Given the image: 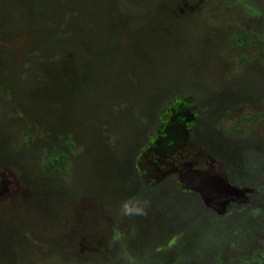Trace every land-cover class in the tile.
Masks as SVG:
<instances>
[{"label": "trees", "instance_id": "trees-1", "mask_svg": "<svg viewBox=\"0 0 264 264\" xmlns=\"http://www.w3.org/2000/svg\"><path fill=\"white\" fill-rule=\"evenodd\" d=\"M44 1L40 0L37 6L31 8L32 13L40 10L38 24L49 17V10L43 7ZM88 1L97 8L105 0H86ZM169 1L163 0L167 12ZM204 1L179 0L180 4L195 5ZM238 1L241 11L247 16V20L242 21L243 30L238 32V38L246 42L263 39L264 13L257 10L255 4H250L249 0ZM74 2V6L71 5V13L56 14L57 20L51 21L53 31L60 30L66 16L67 20H70L80 14V10L76 9V2L77 7L84 4L78 0ZM137 3L138 0H108V13L105 17L109 30H102L103 37L106 35L109 40L112 38L116 41L125 32L133 35L130 26L137 20ZM215 8H218L217 4ZM7 11L6 0H0V15L6 14ZM203 13L201 12L200 16ZM184 15L180 9L176 12L181 25L198 21ZM203 15L206 17V14ZM85 21L87 24L90 20L86 18L84 23ZM90 25L91 29L82 26L81 30L94 34L98 25L96 22L95 25ZM48 26H51L50 22ZM171 32L174 33L172 27L166 26L165 39L168 44L167 51L170 52L173 48ZM19 37L7 39L0 27V45L6 42L14 44ZM188 38L190 46L185 51V58L195 64V68H212L214 72L209 73L208 77L206 75L191 81L190 83L194 84L192 91L175 92L173 87L166 88L148 105L147 113L127 106L124 101L128 109L124 111L134 114L133 128L137 143H133L134 146L128 154H125L126 148L121 152L124 157L127 155L121 165L105 162L95 165V158H103L105 154L110 153L107 152L104 129L107 127L105 122H109V114L118 113L117 103L114 102L113 108L109 107L107 100V103L104 100L96 103L95 130L85 129L84 121H73L70 118L66 121L62 118L49 120L42 107L45 100L36 96L40 92L37 91L39 81L30 79L33 60L38 59L37 56L43 57L48 46L43 48V51L33 48L28 40L27 45L31 48L23 55L0 46V67H3V62L5 70L14 67L12 72L0 75V101L8 98L14 105L13 108L11 104L9 107L0 105V121L5 119L9 111H20L33 128L47 131L50 139L54 141L53 154H47L41 163L36 154L29 158L24 151L14 149L9 128L0 126V167L12 170L29 192L26 201L19 199L15 202H0V248L14 244V248L27 249L31 254L34 253L32 249H35L52 257L51 264H61L58 258L62 257L66 259L64 264H205L216 256L217 246L223 250L230 248L232 242L249 239L253 232L264 233V138L257 132H244L247 127L256 125L260 119L254 118L253 115L241 117L233 122L232 130L228 131L222 127L225 119L240 108L256 107L264 101V48L258 52L257 63H262L260 67L258 64L256 66L258 75L250 77V69L243 64L238 65L236 74L231 73L229 69L226 50L235 36L229 35L227 30H199L194 36L188 35ZM191 50L196 52L198 58L190 57ZM79 62L82 63L81 70L87 77L78 80L76 89H81L80 84L84 81H93L90 75L96 70L97 61L88 58ZM139 64L141 65L137 69L144 72L145 67L140 61ZM105 68L102 66V69ZM106 74L107 72L96 74L100 79L98 84L104 88L107 87L104 83ZM121 76L126 78L127 85L132 87L136 84L135 80L140 79L138 71ZM73 82H76L75 79H69V83ZM121 85L122 83L117 85L116 89ZM42 91V94L53 102L59 103L62 100L59 96L50 98L47 87ZM182 97L190 98L198 108L188 139L223 167L231 183L253 190L245 199L232 203L224 215H218L205 207L198 194L182 190L173 179H165L155 186H147L138 172L137 159L148 146L149 132L159 125L158 114ZM68 99H71V96ZM146 105L144 104V108ZM96 135L100 142L95 141ZM62 138L69 141L70 138L75 139L70 143L68 155L79 144L84 149L83 139L88 138L86 143L91 147L87 146L85 150L92 149V153H87V157H92L94 161L85 163L83 159L76 162L74 158L70 159V155L68 156L63 148H59ZM95 144L97 147L93 152ZM37 163L41 165L40 169ZM80 172L81 182L86 180L87 186L77 189L72 183L79 180ZM69 187H74L76 194L67 189ZM80 199H89L110 208L115 215V229L109 240V249H105L107 244L96 248L95 242H90L88 246L83 245L84 251L81 252L80 258L72 259L60 236L68 228L69 206ZM125 203L132 209L130 213L126 214L123 207ZM233 238L237 239L233 241ZM142 247L145 250H142ZM13 255L19 258L18 255ZM261 256L259 257L264 262V253H261Z\"/></svg>", "mask_w": 264, "mask_h": 264}, {"label": "rangeland", "instance_id": "rangeland-1", "mask_svg": "<svg viewBox=\"0 0 264 264\" xmlns=\"http://www.w3.org/2000/svg\"><path fill=\"white\" fill-rule=\"evenodd\" d=\"M39 1L6 0L8 11L6 14L0 15L1 30L7 39L14 36L20 37L16 39L14 44L6 42L0 46L6 49L10 48L15 53L18 52L22 55L25 51L30 50L31 46L43 51V48L48 46L43 53V57L37 56L38 59L33 60L34 65L30 79L39 81L37 91L40 92L36 96L45 100L42 107L49 120L62 118L66 121L67 118H70L73 121H84L85 129L95 130L96 103L101 100L107 103V100L110 103V108L114 107V102L117 103L118 113H114L116 115L109 114V122L108 124L105 122L107 127L104 129L107 137L105 138L107 140V152L110 153L105 154L103 158H95V165L104 162L121 165L127 157V155L124 157L121 152H124L126 148L127 152L125 154H128L134 146L133 143L136 142L133 128L134 114L133 112L124 111L128 110L126 104L142 113H147L148 105L166 88L173 87L175 92L192 91L194 90V84L190 83L191 81L206 75L208 77L209 73L214 72L212 68H195V64L185 58L187 55H185V51L190 46L188 35L194 36L199 30H227L229 35L235 36L234 41L226 50V59L230 63L231 73L236 74L238 65L243 64L250 69V77L258 75L256 72L257 62H259L258 52L264 48V38L252 39L247 42L238 38V32L243 30L242 21L247 20L246 13L243 10L241 11V4L238 0H205L204 3L199 5L180 4L179 0H170L168 12L165 11L163 0H138L136 4L137 20L130 26L133 35L125 32L116 41H113L112 38L109 40L106 35L105 37L102 35V30H109L105 17L108 13V7H106L108 0L102 1L103 4L97 8L91 1L78 0L84 4L77 7L76 2V9L80 10V14L75 15L70 20H67L66 16L61 27H56L60 29L59 31H53L54 27L51 21L57 20V13L64 15L71 13V5L74 6L76 0H45L43 7H47L49 10V17L47 20L43 19L41 24H38L40 10L31 12L32 6H37ZM214 2H217L218 8H215L216 4ZM249 3L255 4L256 9L264 13V0H249ZM179 9L182 10L183 14L198 19V21L196 23L192 22L190 25H181L176 16ZM201 12H204L203 14H206V17H203V14V16H200ZM185 15L184 17H186ZM262 17L264 23V15ZM86 18L90 20L87 24V20L84 23ZM49 22L51 23L50 27L48 26ZM95 22L98 25V30L94 34L81 30L82 26L91 29L90 23L95 25ZM166 26L172 27L174 30V33L171 32L173 40L171 52L167 51ZM28 40H30L31 46L27 45ZM98 54L99 56H97ZM53 55H56V57ZM190 57L193 59L198 58L194 50L190 51ZM88 58L91 61H97L96 70L90 75L93 81H84L80 84L82 88L76 89L75 86L79 85L78 80L87 77L81 70L82 63L79 60L83 61ZM139 61L145 67V73L137 69L141 65ZM261 65L262 63L258 64L259 67ZM2 66L0 67V75L8 74L9 71L14 70V67L5 70L4 62ZM102 66L106 68L102 69ZM136 71L140 74L139 81L136 79V84L133 87L127 85L126 78L121 75L124 73L135 74ZM103 72H107L104 81L107 86L105 88L98 84L100 79L96 75ZM68 78L75 79L76 82L69 83ZM41 80L45 82L41 83ZM121 83L122 85L117 90V85ZM46 87L50 98L59 96L62 100L57 103L47 99L42 94V89ZM69 96H71V99H68ZM263 103L264 101L256 107L240 108L225 119L222 127L230 131L234 121L241 117L253 115L254 118H258L260 121L254 126L247 127L244 132H257L260 137L264 138ZM10 104L13 108L14 105L8 98L0 101V105L3 106L7 105L9 107ZM144 104H147L145 108ZM170 105L174 106L171 114L168 112ZM197 109L194 101L182 97L162 110V113L160 112L161 116L160 113L158 114L160 124L148 134L153 138L152 142L154 141L151 151H156L158 145L162 144V140L166 138L169 131V122L173 121L172 114H177L176 120L178 119L177 123L180 124H175V127L177 132L182 133V139H180V144L176 148L181 150L178 156L183 155L182 151L184 149L187 152L184 155L185 159L192 156H206L202 150L189 142L188 139V129L191 127L189 122L198 114ZM112 118L115 119L112 120ZM5 119L0 121V126L9 128L10 140L14 149L24 151L29 158L36 154L41 163H43L42 159L47 154H53L52 144L54 141L50 139L48 132L40 128H33L32 124L27 123L28 121L20 111H9ZM162 129L163 132H161ZM97 135L95 141H99ZM70 139L69 141L62 138L59 145V148H63L67 155L71 141L75 140L74 138ZM87 140L88 138L83 139L84 149L81 144L76 146V149L69 154L70 156L68 155L70 159L74 158L75 162L78 159H83L85 163L94 161L92 157L91 159L87 157V153H92V149L85 150L87 146L91 147L88 145L89 143H86ZM98 145L102 146L100 143ZM96 147L95 144L93 152H95ZM170 151L172 152L171 149ZM139 157L137 159V169L141 179H146L151 172L150 164L147 162L149 157L146 154ZM198 160L200 161V159ZM204 163L207 165V169L211 167V164H214L215 167L221 168L224 173L223 167L213 160L210 159ZM37 167L40 169L41 165L37 163ZM0 174H5L7 179L13 182L11 191L3 197L2 201L8 203L19 199L21 201L28 199L29 192L19 182L17 175L12 170L0 167ZM81 175L80 172L79 180L72 183V186L77 189L87 186L86 180L81 182ZM173 180L177 183L175 177ZM158 183L153 181L152 186ZM74 187L67 189L75 192ZM180 188L184 190L182 187ZM69 207L67 212L69 216V220L67 219L68 228L60 236L63 245L69 248H66V251L70 252L69 256L72 259L80 258L81 252L84 251L83 245L88 246L90 242H95L96 248H101L107 244L105 249H109V240H111L112 231L115 229L113 211L89 199H80ZM237 238H233V241ZM229 247L221 250L217 246L216 256L205 264H264L260 259L262 257L261 253H264V233L261 231L253 232L249 239L245 241L232 242ZM32 250H34V253L31 254V251L27 249L14 248V244L0 248V264L52 263V257L46 256L38 250ZM142 250H145L144 247H142ZM13 254L18 255L19 258L14 257ZM16 258L17 260L14 261ZM58 259H60L61 264L66 261L63 257ZM12 261L14 262L12 263Z\"/></svg>", "mask_w": 264, "mask_h": 264}, {"label": "flooded vegetation", "instance_id": "flooded-vegetation-1", "mask_svg": "<svg viewBox=\"0 0 264 264\" xmlns=\"http://www.w3.org/2000/svg\"><path fill=\"white\" fill-rule=\"evenodd\" d=\"M173 107V105H170L168 108V112H170V114L172 113ZM176 117L177 114H172L173 121L169 122V131L166 138L162 140V144L158 145V149L156 151H151L154 141L152 142L153 138L148 135V146L144 151L141 152V155H139L141 157L142 155L146 154V156L149 157L147 162L150 164L151 172L146 177V179H143L147 186L153 185V181L158 183L165 179L171 180L175 177L177 184L182 187L179 182V174L175 171H184L185 168L189 167L190 165H192L195 170H208V167L204 162L210 160L209 156H192L189 159H185L184 155L187 154L185 149L182 151L183 155L181 156H178V153H181L180 149L175 151L176 154L175 152L170 151V149H173L174 146H178V144H180V139H182V133L177 132L175 127V124H180L177 123L178 119L176 120ZM195 118L196 116L189 122L191 127ZM190 128L188 129L189 132ZM161 132H163V129ZM159 137H161V135H159ZM189 142H191L190 139ZM198 159H200V161ZM12 187L13 182L10 179H7L5 174H0V202L2 201L3 197L8 195L7 193L11 191Z\"/></svg>", "mask_w": 264, "mask_h": 264}, {"label": "water", "instance_id": "water-1", "mask_svg": "<svg viewBox=\"0 0 264 264\" xmlns=\"http://www.w3.org/2000/svg\"><path fill=\"white\" fill-rule=\"evenodd\" d=\"M178 146H174L175 152ZM179 174V182L183 189L199 195L205 207L218 215L228 212L232 203L239 202L252 194L249 188H240L232 184L221 168L211 164L208 170H195L192 165L184 171H175Z\"/></svg>", "mask_w": 264, "mask_h": 264}, {"label": "clouds", "instance_id": "clouds-1", "mask_svg": "<svg viewBox=\"0 0 264 264\" xmlns=\"http://www.w3.org/2000/svg\"><path fill=\"white\" fill-rule=\"evenodd\" d=\"M214 161V160H213ZM215 162V161H214ZM216 163V162H215ZM227 177V176H226ZM229 180V179H228ZM233 184V183H232ZM204 204V203H203ZM124 210H125V212H126V214L127 213H130L131 211H132V209L129 207V204L128 203H125L124 204Z\"/></svg>", "mask_w": 264, "mask_h": 264}, {"label": "bare ground", "instance_id": "bare-ground-1", "mask_svg": "<svg viewBox=\"0 0 264 264\" xmlns=\"http://www.w3.org/2000/svg\"><path fill=\"white\" fill-rule=\"evenodd\" d=\"M7 99V98H6ZM144 103V102H143ZM9 111V110H8ZM7 113V112H6ZM26 116V115H25ZM20 123V122H19ZM28 123V122H27ZM23 124V123H22ZM83 127V126H82ZM26 130V129H25ZM87 134V132H86ZM20 146V145H19ZM164 186V185H163ZM164 189V188H163ZM178 190V189H177ZM227 216V215H226ZM250 221V220H249ZM251 222V221H250ZM259 225V224H258Z\"/></svg>", "mask_w": 264, "mask_h": 264}]
</instances>
